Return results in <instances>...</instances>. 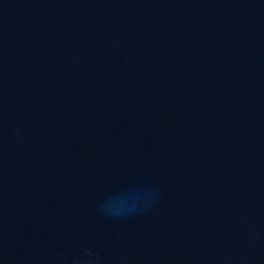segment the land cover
<instances>
[{"label":"water","instance_id":"1","mask_svg":"<svg viewBox=\"0 0 264 264\" xmlns=\"http://www.w3.org/2000/svg\"><path fill=\"white\" fill-rule=\"evenodd\" d=\"M0 264H264V0H0Z\"/></svg>","mask_w":264,"mask_h":264}]
</instances>
